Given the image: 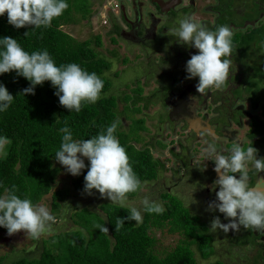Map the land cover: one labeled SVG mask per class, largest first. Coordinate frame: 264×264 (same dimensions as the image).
<instances>
[{"label":"trees","instance_id":"1","mask_svg":"<svg viewBox=\"0 0 264 264\" xmlns=\"http://www.w3.org/2000/svg\"><path fill=\"white\" fill-rule=\"evenodd\" d=\"M259 1L222 0L216 8L220 13L216 20L218 26L238 24V28L241 29L232 39L234 50L243 47L244 60L251 56L250 46L247 44L264 39V21L260 22L264 9L260 7ZM65 2L69 7L63 15L52 21L51 27L25 26L17 29L9 24L5 13L0 16V39L5 36L13 37L30 54L47 50L58 67L76 63L89 73L95 72L104 81V88L96 103H84L81 111L76 112L60 104L59 97L55 94L57 89L50 81L37 85L34 95H24L23 89L31 84L29 80L18 76L15 71L0 74V84L6 86L14 96L8 109L0 111V137L11 140L7 154L0 157V197L14 192L21 198L30 199L34 204H38L43 196L52 190L60 170L54 160L55 153L62 144L64 133L60 129L63 127L70 129L74 140H83L91 139L101 131L106 133L107 127L119 120L114 135L126 149L142 186L159 176V163L146 149H141L131 142L132 132L124 131L122 122L117 117L119 112L117 98L107 94L112 83L105 73L110 69L111 63L97 51V47L102 43L101 36L77 40L62 29V25L73 21L71 17L73 10H79L82 17L90 21L94 17L91 1L65 0ZM240 7L246 10L237 16V8ZM256 20H259L258 25H255ZM248 21L251 24H248ZM216 28L212 30L215 31ZM26 33L28 34L25 35ZM2 50L0 46V51ZM133 128L136 130L144 128L142 120H135ZM85 164L86 167L81 174L72 181L73 188L81 192H84V177L90 167V161L87 159ZM160 166L163 165L160 163ZM69 191L68 188H64L52 193L55 209L60 201H64L70 195ZM139 191L129 193L128 196H135ZM101 207L105 217L87 208L77 212L79 228L67 232L62 240L64 245L62 261L55 254L44 250L39 257H21L12 260L10 264H198L192 248L194 243L197 244L202 257L208 258L214 253L212 235L208 232L207 225L197 215L189 213L187 207L179 200L174 199L167 204L163 214L145 212L141 224L126 220L119 231H116L115 223L118 218L129 215L130 208L127 206L122 208L120 204L108 201ZM166 222L170 224V232H181L191 237V240L181 241L172 251L161 257L155 253L157 237L152 235L150 230L153 227H162ZM97 224L105 225L109 232L101 233L100 229L95 227ZM5 232L7 229L0 226V235ZM208 264L224 262L215 260Z\"/></svg>","mask_w":264,"mask_h":264},{"label":"clouds","instance_id":"2","mask_svg":"<svg viewBox=\"0 0 264 264\" xmlns=\"http://www.w3.org/2000/svg\"><path fill=\"white\" fill-rule=\"evenodd\" d=\"M69 7L65 0H0V16L7 13L9 24L17 29L25 26L51 27L55 18L63 15ZM26 33L25 35H27ZM168 35L174 36L181 44L198 49L186 63L187 79L199 78L196 85L200 95H208L227 86L232 69L233 32L228 25H221L215 31L208 29L194 17L186 16L179 21V27L169 29ZM0 74L15 71L31 82L23 89V94H35V87L50 81L57 89L56 95L60 104L70 111L80 112L82 104H94L104 88V81L95 73H89L76 63L57 66L47 50L31 54L11 36L0 39ZM14 96L6 86L0 84V111H6L12 104ZM119 120L107 127L106 133L101 131L91 139L74 140L68 127L60 129L64 133L60 149L55 159L74 176L80 175L86 167L85 159L90 167L84 177V191L89 195L97 190L102 198H109L111 203L126 206L129 193L141 189L140 179L135 174L126 149L114 135ZM10 143L6 137H0V152ZM227 153V154H222ZM258 149L253 146L243 147L240 142L231 149L218 148L213 138L207 145L206 155L215 161L214 171L218 178L213 190L218 186L216 200L210 202L209 210H219L229 223H222L215 217L209 230L239 231L252 229L264 231V158L257 157ZM250 166L254 169L258 181L255 185L250 181ZM201 171L206 165L200 167ZM236 174H239L237 177ZM144 211L163 214V205L142 201ZM129 215L117 219L116 231L125 221L143 223V215L137 207L128 209ZM56 217L42 204H34L30 199L21 198L14 192L0 197V226L7 229L11 236L24 231L27 238L39 239L52 230ZM101 233L109 232L105 225L97 224Z\"/></svg>","mask_w":264,"mask_h":264},{"label":"flooded vegetation","instance_id":"3","mask_svg":"<svg viewBox=\"0 0 264 264\" xmlns=\"http://www.w3.org/2000/svg\"><path fill=\"white\" fill-rule=\"evenodd\" d=\"M90 1L92 7L93 0ZM220 2L222 0H216V4L210 9L217 13L215 21L212 24L203 22L210 30L218 26L216 20L220 13L216 8ZM259 2H261L260 7L264 9V1L260 0ZM195 3L196 0H119L112 6V0H102L96 8L98 10H94V16L100 14L105 18L103 23H109L108 35L113 42H127L141 48L143 52L149 47L166 46L160 50L163 56H160L156 63L153 62L146 66L149 72L144 71L142 74L146 79L143 82L147 85L153 79L154 86L150 88L153 91L152 94L144 96V84H141L134 88L133 96L127 92H123V96L108 95L117 98L119 110L117 117L122 122V129L128 128L127 133L132 132L130 140L141 139L139 148L146 149L152 157L154 149L164 146L168 137L174 132L177 133L175 138L177 144L173 143L169 153L173 161L170 171L166 172L167 164L160 156L153 157L160 167L159 176L156 179L167 177L172 182V179L177 176L192 175L193 190H197V192L194 195L193 203L186 205L171 189V186L176 184L175 182L162 194L169 204L176 199L185 207L193 206L196 212L190 211V213L197 215L200 220L207 221V223L204 222L206 224L212 222L217 216L220 217L222 223H229V219H225L224 214L220 213L218 209L209 210L210 202L216 200V192L219 191V187L217 186L213 190V184L218 176L214 171L215 161L209 160L206 155L207 145L213 138L217 141L218 148L231 149L233 144L240 142L245 148L248 146L257 148V157L264 158V39L257 43L247 44L250 46L251 56L246 60H244L242 46L233 49L232 69L227 86L209 91L208 95H200L196 89L199 78H186L188 75L186 63L199 50L181 44L174 36L167 34L169 29L179 27V21L186 16L194 17L196 14ZM243 10L246 9L244 7L237 8V16H240ZM262 13L264 14V11ZM261 21H264V15L261 16ZM248 24L251 22L248 21ZM258 24L259 20H256L255 25ZM228 26L231 28L233 36L241 30L238 28V24H229ZM97 35L101 36V34ZM101 41L102 45V36ZM99 54L103 56L100 52ZM147 55L149 54L147 53ZM103 57L111 63V67L108 69L111 70L112 61L108 57ZM137 69L139 68L137 67ZM141 70L138 73H142ZM121 73L123 72H116L115 78H109L117 80ZM137 83H141V80L138 79ZM117 85L118 82L110 89H116ZM139 90L141 91L138 95ZM157 102L159 104L158 118L151 124L155 132H150L149 136L148 125L145 124V116H143L145 114L142 112ZM135 114L141 116L134 117ZM187 115L195 119L199 118V131L191 128L185 117ZM127 117L133 119L130 126L125 122ZM135 120H142L144 128L134 129L133 122ZM208 127L209 129L206 130L200 129ZM157 135H159L158 138H156ZM172 139L170 137L169 142H172ZM202 155L203 158H201ZM160 163L163 166H160ZM204 165H206V169L201 171L200 167ZM236 175L239 176V174ZM259 175L264 176V172ZM250 177L249 183L255 185L258 177L251 166ZM156 179L151 180V184L147 181L146 187L149 188L155 183L157 184ZM226 234L235 237L233 242L238 245L255 249L254 256L244 260L255 263L260 261L264 264V231L257 232L241 227L238 232L230 230Z\"/></svg>","mask_w":264,"mask_h":264},{"label":"rangeland","instance_id":"4","mask_svg":"<svg viewBox=\"0 0 264 264\" xmlns=\"http://www.w3.org/2000/svg\"><path fill=\"white\" fill-rule=\"evenodd\" d=\"M102 0H93L92 2V10H98L99 3ZM119 0H112V6ZM216 4V0H196L195 3V11L194 15L195 20L203 23L208 22L212 24L215 21L217 13L212 9V6ZM102 10V8H101ZM82 13L78 10H73L71 13V17L73 19L70 23H65L62 25V29L72 36H74L77 40H85L87 38H94L97 34H101L103 44L97 47V50L105 57H108L112 61V69L108 70L105 74L108 77L115 78L116 72H123L121 76L117 80H111L112 85L118 82L116 89H110L107 94H115V96H123V92H127L128 94H135L134 88L143 85V94L144 96H149L153 93L150 89L153 84V79L150 80L149 85L145 84L143 80V72H149V69H146V66L152 64L153 62H157L160 56H163V53L160 51L165 48V45L154 46L147 48L146 51L143 52L141 48L137 46L130 45L127 42H113L108 35L109 23L104 24L105 20L100 14L95 15L90 21L83 18ZM147 53L149 55H147ZM149 56V57H148ZM142 73H138L140 70ZM137 72V73H135ZM138 79L141 80V83H137ZM146 80V79H145ZM122 82V83H121ZM111 85V87H112ZM156 100V98H154ZM159 104L158 102L152 104L147 110L142 112L143 116H145V124L148 125L147 133L150 136V132H155L153 126L151 125L153 121H156L157 113H158ZM134 117H138L141 115ZM132 117L126 118L127 125H131ZM124 131H128L124 129ZM145 133V132H142ZM170 135V134H169ZM143 136V135H142ZM177 133L174 132L170 137H172V142H169V138L166 140L164 146L158 147V149L153 150V157L160 156L167 164L165 167L166 172L170 171V167L172 166V157L169 156L170 148L177 144L175 139ZM159 135L156 136L158 138ZM164 139V136H163ZM10 143L5 146L4 152H0V157H3L7 154L9 147L11 145V140L8 139ZM137 147H139L141 143V139L131 140ZM158 158V157H157ZM203 158V155L202 157ZM85 161L87 158H84ZM55 165L60 167L59 173L56 177V181L53 184L52 190L43 196L41 201L38 204H42L46 206L50 213L56 217L57 222L52 225V230L48 233L43 234L39 239H31L27 238L24 231L13 234L11 236L8 235V232L1 233L0 235V264H10V262L14 259L21 257H39L41 256L44 250H47L53 254H55L60 261L63 258L64 245H62V240L65 238L67 232H72L73 230L79 228V223H77V212H81L84 208L90 209L93 212H96L102 217H105V213L101 207L104 202H111L109 198H102L98 191H93V194L89 195L88 193L77 191L73 188L72 181L76 177L71 173L67 172L65 167L61 165L57 160H54ZM157 184L155 183L151 187H146V182L141 187L138 194L135 196H128L127 201L125 202L126 206L137 207L138 210L141 211L143 217L145 215L142 201L144 198H148L151 202H156L158 204L163 205L165 208L169 201H167L163 197V193L167 191V188L171 186L172 191L176 192L179 197L185 202L186 205H191L193 200L195 199L194 195L197 190H193V180L192 175H186L184 177L177 176L172 179H159L157 180ZM152 181H149V183ZM151 184V183H150ZM68 188L70 191V195L64 200L59 202V206L55 209L53 206L52 193L59 189ZM5 196V194L3 195ZM119 204V203H117ZM198 208V207H197ZM199 209V208H198ZM188 212L190 211L196 212L193 206L187 207ZM202 222H206L201 220ZM205 223V224H206ZM209 228L211 226V222L206 224ZM170 224L166 222L162 227H153L150 232L152 235L157 237V243L154 248L155 253L159 256L163 257L168 252L172 251L175 246L181 241H190L191 237H187L185 234L181 232H170L169 231ZM208 232L213 236V245L215 248L214 253L208 257H202L200 251L197 248V244H193L192 248L195 253V257L197 259L198 264H208L209 262L215 260H222L225 264H262L260 261L250 262L249 260H244L249 258L250 256H254L256 253L255 249L240 246L236 242H233L235 237H231L228 234L222 232V230H217L216 232H211L208 229ZM236 234V233H235ZM233 234V235H235ZM235 241V240H234ZM63 246V247H62Z\"/></svg>","mask_w":264,"mask_h":264},{"label":"water","instance_id":"5","mask_svg":"<svg viewBox=\"0 0 264 264\" xmlns=\"http://www.w3.org/2000/svg\"><path fill=\"white\" fill-rule=\"evenodd\" d=\"M186 117V119L188 120V122H189V124H190V126H191V128H193V129H195V130H197V131H199V127H200V122L198 121V119L199 118H197V119H195L194 117H192V116H185ZM200 129H209V127L208 128H200Z\"/></svg>","mask_w":264,"mask_h":264}]
</instances>
